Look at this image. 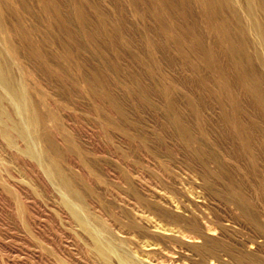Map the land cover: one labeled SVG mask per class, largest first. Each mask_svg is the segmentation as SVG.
I'll return each mask as SVG.
<instances>
[{"label": "bare ground", "instance_id": "6f19581e", "mask_svg": "<svg viewBox=\"0 0 264 264\" xmlns=\"http://www.w3.org/2000/svg\"><path fill=\"white\" fill-rule=\"evenodd\" d=\"M259 157L264 0H0V185L35 264H264Z\"/></svg>", "mask_w": 264, "mask_h": 264}, {"label": "rangeland", "instance_id": "374dc122", "mask_svg": "<svg viewBox=\"0 0 264 264\" xmlns=\"http://www.w3.org/2000/svg\"><path fill=\"white\" fill-rule=\"evenodd\" d=\"M70 96V95H69ZM74 97V96H73ZM77 99H79V98H77ZM75 97H74V99L72 98V99H70V100H72V102H74L73 103V105H72V109H73V107L74 106H76L77 104H79V100L81 99H79V100H77ZM75 100H76V102H75ZM87 99L85 98H83L82 100H80V104H82L83 102V104H87L86 106H84V105H80V106H76V107H74V111H75V108L77 109V107H79L80 108V110H79V112H78V110H77V112L75 113L74 112V114H73V116H74V119H75V117L77 118V117H80L81 119H83V120H80V118L79 119H73V121H72V123H74V122H76V126H74L76 129L77 128H79V129H77V131H79V133H81L82 135H78L77 134V138H78V141L80 142L81 141V144H82V147L84 148H86L87 146H85V145H88V143H90V145H91V147H87V148H91V151L93 152L92 153V155H95L94 154V151L96 152L97 150V152H96V155L97 154H100V156H94V157H99V160L101 161V162H98V158H94L92 155L90 156L88 153H90L91 154V151L89 150V152H88V150H86V157L88 158V155H89V159H91L92 157V159H93V161H97V164L99 163V164H103V163H105V164H118V160L116 159L117 157H119V155H121V151H119V153H117L118 151L117 150H115V149H117L118 147H117V145H115V143H113L114 141H113V139L112 138H110L105 132H103V129L100 127V125H98L99 123L96 121V120H94V111L92 112L91 111V109H92V105H91V103H88V102H85ZM88 101V100H87ZM77 103V104H76ZM89 105H91L90 106V108H88V110L86 109V107H88ZM78 108V109H79ZM82 108V109H81ZM83 108H85V110H86V112H87V116H88V114L89 113H91L90 115L91 116H88L87 117V119L85 118L86 117V115L85 114H83L82 113V111L84 112V109ZM153 110V109H152ZM151 110V111H152ZM70 111H71V108H70ZM90 111V112H89ZM72 112V111H71ZM73 113V112H72ZM77 113H79V114H77ZM80 113H81V115H80ZM85 113V112H84ZM93 113V114H92ZM83 114V115H82ZM78 115V116H77ZM80 115V116H79ZM85 115V116H84ZM92 115H94V116H92ZM82 117H84V118H82ZM91 117V118H90ZM93 117V118H92ZM88 118L89 119H91L90 121L91 122H93L94 123V121H95V123L93 124V125H95L96 127H94V126H92V124L91 123H89V120H88ZM78 120H80L81 122H79ZM85 121V122H84ZM86 121L88 122V123H86ZM79 123H82L83 124V126H84V124L86 123L87 124V126L89 125V124H91V125H89V127L91 126V127H93L94 128V130H92V132H91V127L89 128V127H87V126H85V127H87V129H85V127H83L86 131H84L83 129H81L80 130V128H82V126H80L81 124H79ZM98 123V124H97ZM73 124V125H74ZM78 124V125H77ZM85 124V125H86ZM77 126H79V127H77ZM98 126V127H97ZM100 127V128H99ZM98 128V129H97ZM95 129L96 130H98V131H95ZM100 129V130H99ZM102 129V130H101ZM89 130V131H88ZM81 131V132H80ZM93 131H95L94 132V134L97 132V134H95V135H100V136H102V137H98V139H95L94 140V138L96 137V136H94V134H93ZM102 131V133H104V134H102V133H100ZM91 133V134H83V133ZM98 132H99V134H98ZM106 134V135H105ZM84 135V136H83ZM108 136V137H105V136ZM86 136V138L85 139H87V140H82V139H84V137ZM89 136H93V137H89ZM81 137H83V138H81ZM91 138V141L89 140ZM97 138V137H96ZM104 138V139H103ZM111 139V141L112 142H109V140ZM80 139V140H79ZM105 139L107 140V141H105ZM92 140H94V142H92ZM101 140V141H100ZM102 140L105 142V145L107 144V146H109V145H112V146H114L115 145V147H113V149H110L112 146H110V147H107V146H105V147H107V148H105L103 145V142H102ZM84 141H86L85 143H84ZM96 142H98V144H96ZM100 142V143H99ZM109 142V143H108ZM83 143H84V145H83ZM110 143H113V144H110ZM92 144H96V145H98L97 147H96V149H95V147L93 148V150H92V147L94 146V145H92ZM103 146L102 147V149L100 148L101 147V145ZM90 145H88V146H90ZM99 147V149H97ZM86 148V149H87ZM115 148V149H114ZM109 149V150H108ZM101 150V151H100ZM103 150V151H102ZM106 150H107V152H106ZM113 150V151H112ZM108 151H111V152H115V153H109L111 156H117L116 158L115 157H112L111 158V156H109V154H108ZM103 153V152H105V155H102L101 153ZM217 152H218V155H219V157L221 158V160L222 161H225V162H228V160L226 161V160H223L224 158L222 157V154L217 150ZM240 152V151H239ZM107 153V154H106ZM88 154V155H87ZM104 154V153H103ZM118 154V155H117ZM239 154H241V155H239L240 157L242 156L243 157V155H242V153H239ZM78 156V155H77ZM101 156H104L103 158L101 157ZM105 156H106V158H105ZM107 156H109L110 158H108ZM101 157V158H100ZM240 157H238L239 158V162H240V164H241V162H243V158L241 159ZM106 159V161H105V159ZM108 158V159H107ZM148 160L150 159V161H148L147 159H146V161L144 162L145 164H151L152 162H153V164H156V162H154V159H152V156H151V158H149V157H146ZM262 159L263 158V160H260V159ZM258 158V163H260L261 164V166H260V164H259V166H258V164L256 163L255 164V168H254V172H256V173H259V174H261L262 172V175L264 174V168H262V170L260 169L261 167H263L262 165H264V157H259ZM91 159V160H92ZM102 159V160H101ZM110 159H111V161H110ZM114 159H115V163H114ZM151 159L153 160L152 162H151ZM110 161L109 163H107L108 161ZM112 160H113V163H112ZM242 160V161H241ZM95 161V162H96ZM259 161H262V163L261 162H259ZM148 162V163H147ZM234 162V161H233ZM136 164H139L138 162H136ZM233 164H235V162L233 163ZM236 164H238V162H236ZM256 166L258 167V168H256ZM260 167V168H259ZM258 169V170H257ZM259 170L260 171H262L261 173L259 172ZM253 172V171H252ZM252 172H250V174H254V173H252ZM258 174V175H259ZM247 178H249V179H254V177H250V176H247ZM2 181V180H1ZM2 186L4 185V184H2V183H0ZM0 185V186H1ZM1 186V188H0V190L2 189L3 190V188L4 187H2ZM31 188V187H30ZM4 189H6V188H4ZM7 189H8V187H7ZM6 189V190H7ZM31 190V195L33 194V195H35V196H37V194L36 193H33V192H35L34 190H32V188L30 189ZM5 191V190H4ZM2 191V192H0V264H15V262L17 263V264H31V263H34V261H33V258H32V256H31V254H32V252H30L31 251V246H30V243H31V241H29L30 240V233L29 232H27V230H25L24 231V229L22 228H17L18 226H17V222H18V224L20 225V220H18V219H21V217H20V212L21 211H18V213L20 214H18L17 213V210H19V209H16L17 207H18V205H17V200H15L13 197L15 196V194L13 193H11L10 192V190L8 189L7 191H8V193L5 191ZM2 193V194H1ZM8 194V196H7V194ZM13 195V197H12V199L11 198H9V197H11L10 195ZM39 196V195H38ZM40 197V196H39ZM36 198V199H35ZM34 198V196H32V198H30V200H31V202H30V200H29V202H30V204H32L33 205V203H34V205L33 206H31L30 205V208H27V214L28 215H30L31 213V215L33 216V217H31V218H34V219H32L33 221L34 220H36V218H37V222H36V224H37V226H38V228L39 229H41L42 231L45 229V228H48L50 225L52 226L53 225V223H51V220H50V218H49V216L48 215H50V213L52 212L51 210L49 211V209L46 211V209L45 208H47L48 207V205L47 206H44V205H46V203H43L44 202V199L43 198H41L40 197V199L38 198V197H35ZM32 199H34V201H36V203L35 202H32L33 200ZM41 199H43V200H41ZM12 200H14V202H12ZM38 200V201H37ZM41 201V202H40ZM41 204H40V203ZM16 203V204H15ZM36 204V205H35ZM38 204L40 205V206H38ZM43 204V205H42ZM15 205V206H14ZM36 206H38V207H36ZM14 207H16V208H14ZM43 207V208H42ZM45 207V208H44ZM32 208H34V209H32ZM37 208H39L40 210H36ZM49 208V207H48ZM29 209V210H28ZM42 209V210H41ZM43 209H45V212L47 213V212H49V214H46L44 211H43ZM15 210V211H14ZM31 210H33L32 212H31ZM30 211V212H29ZM36 211V212H35ZM15 212V213H14ZM16 213H17V215H16ZM33 213H35L36 215H34ZM37 213H39L40 214V217H38V215L39 214H37ZM43 213V215H41ZM45 213V214H44ZM52 214V213H51ZM18 215H19V218L18 219H16V221H15V218H17L18 217ZM30 215V216H31ZM46 215V216H45ZM34 216H36V218L34 217ZM42 216V217H41ZM38 218H40V219H42L43 221H41L40 219L38 220ZM43 218H46V219H43ZM49 219V220H48ZM44 220L45 221H47L46 223H47V225L45 224V222H44ZM50 221V222H49ZM43 222V223H42ZM39 223V224H38ZM40 223H42V224H40ZM39 225H41L42 226V228H40L39 227ZM43 226H44V228H43ZM46 226V227H45ZM23 230V231H22ZM26 234H25V233ZM27 233H29L28 235H27ZM30 247V248H29ZM30 249V250H29ZM18 250H20V251H18ZM17 251V252H16ZM29 252H30V258H29ZM19 253H20V255H19ZM20 257V259H18V258ZM32 258V259H31ZM10 259V260H9ZM15 260H18V261H15ZM32 260V261H31ZM31 261V262H30ZM13 262V263H12ZM35 264V263H34Z\"/></svg>", "mask_w": 264, "mask_h": 264}]
</instances>
